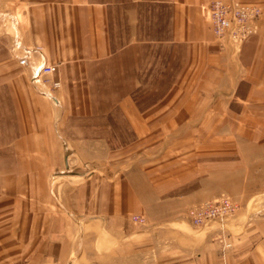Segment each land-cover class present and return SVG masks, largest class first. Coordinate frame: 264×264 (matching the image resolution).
<instances>
[{
  "label": "crops",
  "instance_id": "obj_1",
  "mask_svg": "<svg viewBox=\"0 0 264 264\" xmlns=\"http://www.w3.org/2000/svg\"><path fill=\"white\" fill-rule=\"evenodd\" d=\"M210 1L46 2L42 16L32 23L28 20L12 57L16 64L27 67L31 76L45 64L60 68L71 59L94 62L113 58L119 50L127 51L131 43L147 41L136 31L131 32V23L135 19L140 27L143 5L150 2L156 10L166 11L171 26V37L156 38V42H170L183 51L179 54L178 79L172 88L180 93L168 99L170 107L220 108V114L221 109L237 104L264 106V14L258 33L240 49L229 43L222 46L208 19ZM237 1L264 9V0ZM120 11L123 37L121 46H115V19ZM24 57L28 60L26 65L20 64ZM53 74L51 78L57 81ZM60 85L58 80L56 88L47 85L45 95H36L16 82L7 84L16 97L15 104L21 95L22 101L30 96L48 107L47 111L46 107L26 105L28 117L14 142L17 154L46 155V173L61 163V156L67 151L63 144L67 136L57 128L61 120L49 111L51 104L59 106L55 100ZM25 90L28 94L20 93ZM193 112L161 114L151 121H226L218 113ZM170 134L173 132H157L156 137L175 138ZM171 151L152 159L139 156L138 169L127 166L112 177L97 176L91 182L76 184L72 201L60 192L53 194L46 180V197L43 201L38 199L36 210L27 213L21 250L19 230L11 228V257L8 262L0 257V264H264V215H257L251 201L243 207L238 204L224 228L218 222L195 227L188 219L189 204L217 198L224 192L213 181L224 177L226 159L212 160L203 155L205 152L189 154L185 159V152L179 153L178 148ZM133 215L146 217L148 225L137 226ZM220 237L232 246L224 249ZM20 251L24 254L20 255Z\"/></svg>",
  "mask_w": 264,
  "mask_h": 264
},
{
  "label": "rangeland",
  "instance_id": "obj_2",
  "mask_svg": "<svg viewBox=\"0 0 264 264\" xmlns=\"http://www.w3.org/2000/svg\"><path fill=\"white\" fill-rule=\"evenodd\" d=\"M54 1L59 0H0V257L3 261L8 262L11 257L10 242L11 238L14 239L11 228L19 230L21 250L26 237L22 232L27 226V213L36 210L38 199L43 201L46 197V180L53 194L61 193L72 201L76 184L91 182L97 176L112 177L126 170L127 166L138 169L139 156L152 159L172 152L173 148H178L179 153L185 152V159L189 154L204 152L203 155L212 160L226 159L224 177L213 181L224 191L219 196H230L242 207L251 201L257 215L263 216L264 106L237 104L221 109L219 117L226 121L216 123L152 122L161 114H190L194 111V114L216 115L220 108L186 109L170 107L166 103L174 93H180L172 88L178 79L179 54L183 51L170 42H156V38L171 37V26L166 11L156 10L154 3L150 2L143 5L140 27L135 19L131 23V32L136 31L146 38V42L131 43L124 53L119 50L115 57L102 61H65L63 67H56L53 74L57 81L51 76L37 79L35 75L31 76L27 67L16 64L12 53L24 35L28 20L32 23L41 17L46 2ZM261 9L263 16L264 9ZM118 14L115 46H121L123 37L124 20L121 11ZM207 15L209 19V10ZM58 80L61 82L59 100H54L59 106L51 104L49 111L61 120L57 128L67 136L63 143L67 151L61 156V163L46 173V155L17 154L14 147L28 117L26 105L46 106L30 96H25L22 101L21 95L15 104L16 97L7 84L16 82L20 88H30L35 94L45 95L47 85L56 88ZM20 93L26 95L28 91ZM46 109L48 111V107ZM162 131L173 132L170 135L175 138L156 137V133ZM202 147L207 150H200ZM196 204L199 203L189 204L186 211ZM146 220V225L140 226L132 219L139 227H146ZM21 254L24 252L20 251Z\"/></svg>",
  "mask_w": 264,
  "mask_h": 264
},
{
  "label": "built area",
  "instance_id": "obj_3",
  "mask_svg": "<svg viewBox=\"0 0 264 264\" xmlns=\"http://www.w3.org/2000/svg\"><path fill=\"white\" fill-rule=\"evenodd\" d=\"M209 21L212 31L221 42L229 43L236 49H240L244 42L257 33L259 21L262 16L260 6L243 4L237 0H213L208 5ZM20 64H28L26 57L20 59ZM56 71V66L45 64L35 77L48 78ZM239 205L225 194L191 206L187 211L190 222L197 227L204 226L211 221H217L221 227H225L228 219L235 214ZM133 221L140 225H146V218L134 215ZM223 248L232 246L220 237Z\"/></svg>",
  "mask_w": 264,
  "mask_h": 264
},
{
  "label": "water",
  "instance_id": "obj_4",
  "mask_svg": "<svg viewBox=\"0 0 264 264\" xmlns=\"http://www.w3.org/2000/svg\"><path fill=\"white\" fill-rule=\"evenodd\" d=\"M60 173H65V171H61Z\"/></svg>",
  "mask_w": 264,
  "mask_h": 264
}]
</instances>
